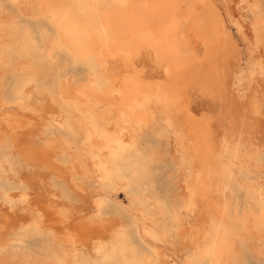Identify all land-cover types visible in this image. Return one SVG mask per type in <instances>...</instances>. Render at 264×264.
<instances>
[{
  "label": "bare ground",
  "instance_id": "obj_1",
  "mask_svg": "<svg viewBox=\"0 0 264 264\" xmlns=\"http://www.w3.org/2000/svg\"><path fill=\"white\" fill-rule=\"evenodd\" d=\"M235 1V5L225 6V11L217 0H26L28 5L34 4V13L32 12L34 15L50 19L61 47L68 49L75 58L88 60L91 63L90 71L81 79L74 78V80L73 76L64 79L60 77L62 79L60 89L54 96L48 92L49 108L44 110L50 112L57 102L63 103L68 108L66 115L71 116L74 125L83 132L81 162L96 167L98 174L104 176L107 173L106 158L124 150L132 142L140 125L150 126L151 121L157 116H163L165 127L174 145L179 148L190 166V177L185 193L189 196L190 204L185 210L187 213L189 211V215L192 211L196 214L193 221H187V225L191 230L192 241L200 250L199 264L203 263L206 254H209L214 264H226L232 250L231 246L236 243L230 242L234 230L230 222L229 199L223 191L220 179V173L228 167L232 145L231 138L226 137L227 128L221 123L222 116L225 115L222 113L220 103L231 93L228 90L231 82L228 69L237 67L234 68L237 70L235 73H238L244 82L241 118L243 128H246L245 130L250 134L256 127L252 116L259 112L260 107L259 101H255L260 85H251V78L259 69L264 68V62L256 58L257 66H253L252 63L249 65L237 54V43L229 24L230 21L241 30L246 27V22H249L258 36V32L261 31L258 28L259 24L257 23L256 26L254 18V21L248 20L251 16L249 14L248 17V10L254 11L253 7L255 8L256 5L254 6L251 0ZM13 2L17 5L21 4L19 0ZM254 13L252 16L255 17ZM12 18L14 19L13 16ZM8 32L13 40L19 41V49L22 53L20 63L30 69L31 61L37 53L35 54V51L32 53L29 47L31 43L29 44L27 39L20 40L22 35L19 36L16 30ZM5 44V40L0 39V57L3 56ZM51 48L48 45L46 51L49 59ZM25 56L29 57L28 62L24 61ZM232 58L236 60L233 63ZM19 90L29 92L30 82L24 80ZM192 91H198L207 101L209 100L206 104L207 109L193 108ZM233 92L236 93L235 90ZM36 110L40 112L38 106ZM51 114L59 115L53 111ZM4 116L3 114L0 125L5 123L4 126L10 130H18L22 125L15 119L16 117ZM235 156L230 158L235 160ZM155 159L158 160L157 156ZM70 160L73 167L79 170L75 157L71 156ZM126 183L123 177L114 178V187L117 190L124 188ZM247 189V206L242 216L238 213L236 216L243 223L242 231L248 238L251 248L264 254V181L260 187L248 184ZM32 200L29 199L34 204L35 201ZM95 205L99 207V201L96 199ZM51 207L53 212L59 215L57 219L52 217L47 219V212L35 206L38 217L35 227L38 228L47 222L56 225L54 227L56 238L63 244L59 252L61 261L74 264L78 246L97 249L101 247L104 237L112 236L115 246L124 253L122 261L116 260L112 264H167L163 252L157 251L159 256L156 260L148 255L136 258L126 252L123 237L114 234L117 222L113 221L109 225L106 222L108 218H95V220L73 218L72 215L62 213L61 209H55L53 204ZM189 218L186 217V220ZM174 219L175 228L183 233L177 218ZM157 220L154 214L143 212L141 230L144 236L164 241L167 237L165 230L153 226ZM95 225L101 226L102 230L93 228ZM210 226L215 233L214 240L204 246L202 238L209 233ZM185 239L183 237V241ZM232 241L236 240L232 239ZM6 247H8L6 243L0 245V264H26L10 260ZM58 261L43 258L32 264H59ZM189 262L190 259L188 264Z\"/></svg>",
  "mask_w": 264,
  "mask_h": 264
},
{
  "label": "rangeland",
  "instance_id": "obj_2",
  "mask_svg": "<svg viewBox=\"0 0 264 264\" xmlns=\"http://www.w3.org/2000/svg\"><path fill=\"white\" fill-rule=\"evenodd\" d=\"M252 1L256 6L253 7L254 11L248 10V17L251 15L248 20L254 21V18L256 26L257 23L259 24L258 28L261 31L258 32V36L249 22H246V27L244 26L241 30L230 21L229 24L237 43L239 52L237 54L249 65L252 63L253 66H257L256 58L264 62L262 57L264 54L262 53L264 50V0ZM19 2L22 5L15 4L13 0H0V39L6 42L3 47V56L0 57V122L4 114V117L7 115L16 117L15 119L22 124L18 130L6 128L5 123L0 125V242L8 246L6 253L9 252L7 255L10 260L26 264H32L43 258L59 260V252L63 244L56 238V228H54L56 225L53 226L47 222L38 228L35 227L38 220L35 206L47 212V219L49 217L57 219L59 215L53 212L51 207L53 204L55 209L59 208L62 213L72 215L73 218L87 220L108 218L106 222L109 225L113 221L117 222L114 234L123 237L126 244L125 251L136 258L148 255L156 260L159 256L158 251L165 254L167 264H188V259L192 264H199L200 250L192 241L191 230L187 225V221H193L196 216L194 211L190 212V215L189 211L188 213L186 211L190 204L189 196L185 194L190 177V166L179 148L174 145L165 127L163 116H157L151 121L150 126L149 124L140 125L132 142L124 150L106 158L107 173L104 176L98 174L96 167L81 162L83 132L74 125L72 117L66 115L68 108L63 103L57 102L50 112L44 110L49 108L48 92L53 96L56 95L65 77L73 76L72 78L76 80L85 77L91 69V63L88 60L75 58L68 49L58 44L57 32L50 19L34 15L33 3L28 5L26 0H19ZM217 2L226 11L225 6H233L236 1L217 0ZM253 12L255 17L252 16ZM9 30H16L19 36L22 35L20 40L27 39L28 43H31L28 45L32 53L34 51L35 54L37 53L31 61L30 69L23 67L20 63L22 53L19 49V41L9 36ZM48 45L52 47L51 60L46 55ZM24 58L25 62L29 61V57ZM235 61L233 59L232 63ZM234 68L237 67L228 69L229 81H231L228 90L231 93L220 103L222 113L225 115L222 116L221 123L227 128L226 137L231 138L232 141L228 167L220 173V179L223 191L229 199L230 222L234 230L232 239L236 240L230 239V242L236 243L231 246L232 250L226 264H264V254L251 248L248 238L242 231L243 223L236 216V213L242 216L247 206V185L254 184L260 187L264 181V68L259 69L258 73L251 78V85H260V92L257 91L258 97L255 99L259 101L260 107L259 112L252 116L256 127L252 129L251 134L243 128L241 118L245 85L241 76L235 73L237 70ZM24 80L30 82L29 92L19 90ZM234 90L236 93L233 92ZM192 101L194 109H207L206 104L209 103V100L207 101L198 91H192ZM37 106L40 112H37ZM11 110L16 115H13ZM51 111L59 115L54 116ZM17 145L20 147L18 148ZM71 156L77 160L79 170L71 164ZM156 156L158 160L155 159ZM231 156H235V160L230 158ZM116 176L123 177L127 182L126 186L120 190L114 187ZM28 198L33 199L34 204ZM94 198L99 201V207L94 206ZM143 212L156 216L158 220L153 226L156 229L161 227L165 230L166 240L160 241L143 235L141 230ZM184 216L190 218L186 220ZM174 217L180 223L183 233L175 228ZM98 227L95 225L93 228L101 229V226ZM214 236L213 227L210 226L209 233L202 238L204 246L211 243ZM183 237L186 238L184 241ZM77 250L74 264H112L124 258V253L115 246L112 236L104 237L101 247L97 249H92L90 246H78ZM58 263L68 264L61 260ZM202 264H214L209 254H206Z\"/></svg>",
  "mask_w": 264,
  "mask_h": 264
},
{
  "label": "snow or ice",
  "instance_id": "obj_3",
  "mask_svg": "<svg viewBox=\"0 0 264 264\" xmlns=\"http://www.w3.org/2000/svg\"><path fill=\"white\" fill-rule=\"evenodd\" d=\"M189 264H192V262H189Z\"/></svg>",
  "mask_w": 264,
  "mask_h": 264
}]
</instances>
